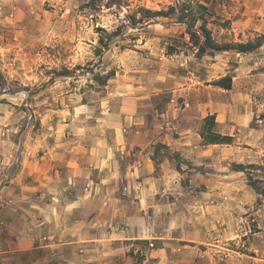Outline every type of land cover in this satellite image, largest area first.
Masks as SVG:
<instances>
[{
  "label": "crops",
  "instance_id": "0c3cea01",
  "mask_svg": "<svg viewBox=\"0 0 264 264\" xmlns=\"http://www.w3.org/2000/svg\"><path fill=\"white\" fill-rule=\"evenodd\" d=\"M246 68L241 58L217 76L232 77L231 89L214 88L220 99L197 100L190 78L180 77L161 113L151 97L166 89L164 79L149 83L122 69L97 103L80 102L46 121L50 138L38 157L16 158L10 173L12 159L3 155L0 264H128V250L148 238L160 243L152 255L162 261L179 252L211 253L199 247L221 225L224 234L226 225L236 234L245 200L252 205L256 197L245 170L232 165H257L264 153V119L251 125L257 111ZM208 114L231 145L203 144L199 131ZM159 143L169 154L158 155L157 170ZM244 256L230 252L224 264H245Z\"/></svg>",
  "mask_w": 264,
  "mask_h": 264
},
{
  "label": "rangeland",
  "instance_id": "374dc122",
  "mask_svg": "<svg viewBox=\"0 0 264 264\" xmlns=\"http://www.w3.org/2000/svg\"><path fill=\"white\" fill-rule=\"evenodd\" d=\"M173 3L0 0V158L6 155L12 159L7 162L10 173L16 169V158L42 153L51 132L46 121L80 102L97 103L109 81L122 69L149 83L157 77L164 79L166 89L151 97V107L161 113L167 111L173 89L181 87L180 77L190 78L187 81L198 89L197 100L201 96L220 99L221 92L211 83L224 71L233 70L242 58L252 75L249 90L253 91L257 111L251 125L264 119V44L251 53L228 51L196 58L185 27L175 19L156 17L144 24L137 21L141 16L138 7L156 11ZM208 7V27L217 42L243 43L264 35V0H212ZM167 47L175 51L168 54ZM111 70L114 76L101 85L99 77ZM176 106L183 108L184 104L178 101ZM159 155L165 156L164 152ZM160 161L158 156L156 162ZM246 170L245 181L250 174L264 187V153L253 169ZM187 175L182 176L185 186L190 179ZM169 198L173 199L172 194ZM256 200L252 205L245 200L236 234L232 225H226V234L222 232L225 225L213 228L212 239L199 247L201 252L211 249V253L195 256L179 252L161 261L152 255L160 243L148 238L128 250V264H224L230 252L244 254L245 264L264 263V203L257 205ZM149 215L153 216V209Z\"/></svg>",
  "mask_w": 264,
  "mask_h": 264
},
{
  "label": "trees",
  "instance_id": "16d2710c",
  "mask_svg": "<svg viewBox=\"0 0 264 264\" xmlns=\"http://www.w3.org/2000/svg\"><path fill=\"white\" fill-rule=\"evenodd\" d=\"M212 0H174V3L168 5L165 9L153 11L145 7H138V12L141 14L137 20L140 23H146L156 17L173 18L177 23H180L185 27V34L188 36V43L190 48L195 49L194 56L201 58L203 56H213L222 52L234 51L236 53H251L259 49L264 44V35L257 36L254 40L247 42H217L213 36L211 29L208 27L210 24L208 17L209 3ZM133 20H135L133 18ZM168 54H172L175 49L173 47H167ZM60 75H64L63 72ZM114 76V71H109L104 77H99V83L105 85L106 82ZM213 86L229 90L232 86V77L226 75L211 83ZM215 115L208 114L202 119L199 135L204 145H231L233 138L228 135H221L215 132ZM169 154V150L162 144H156L154 147V155L152 160L156 162V157L163 153ZM175 159L177 156L174 157ZM255 165L243 166L233 165V171H244L246 169H253ZM262 181L252 178L250 174H247V184L258 196L256 203L261 205L264 203V187H261Z\"/></svg>",
  "mask_w": 264,
  "mask_h": 264
},
{
  "label": "built area",
  "instance_id": "2783aa9c",
  "mask_svg": "<svg viewBox=\"0 0 264 264\" xmlns=\"http://www.w3.org/2000/svg\"><path fill=\"white\" fill-rule=\"evenodd\" d=\"M152 246H153V244H152V243H150V244H149V247H152Z\"/></svg>",
  "mask_w": 264,
  "mask_h": 264
}]
</instances>
